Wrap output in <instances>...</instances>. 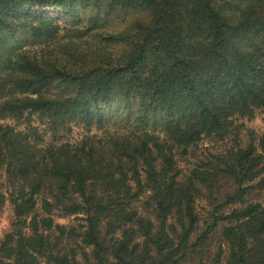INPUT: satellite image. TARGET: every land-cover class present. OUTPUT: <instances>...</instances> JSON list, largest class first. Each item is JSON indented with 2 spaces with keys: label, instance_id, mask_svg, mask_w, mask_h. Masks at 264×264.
<instances>
[{
  "label": "trees",
  "instance_id": "obj_1",
  "mask_svg": "<svg viewBox=\"0 0 264 264\" xmlns=\"http://www.w3.org/2000/svg\"><path fill=\"white\" fill-rule=\"evenodd\" d=\"M258 112L264 0H0V264H264Z\"/></svg>",
  "mask_w": 264,
  "mask_h": 264
},
{
  "label": "rangeland",
  "instance_id": "obj_2",
  "mask_svg": "<svg viewBox=\"0 0 264 264\" xmlns=\"http://www.w3.org/2000/svg\"><path fill=\"white\" fill-rule=\"evenodd\" d=\"M54 15L59 16L57 12L52 13ZM245 124V131L243 132L242 136L244 140H248V130L254 132L257 135H260L264 132V113L258 112L254 119L252 120H243ZM35 125H39L41 131L43 132V125L39 123V121L34 120L33 122ZM85 131L80 127H74L72 133L66 136V139L70 140L71 142H77L82 139ZM220 149V145L214 144L211 142L210 139H205L195 148V155H192L186 159H178L180 168L187 171L189 168L193 167L198 160H204L207 154L211 152H218ZM199 209H201V215L204 214L203 208L205 204L203 202L199 203ZM13 217L12 206L8 203L5 208L3 209L2 213L0 214V239L2 236L9 230L10 221ZM69 219L66 220H59L58 222L67 224L69 223ZM213 248H216V244L213 243Z\"/></svg>",
  "mask_w": 264,
  "mask_h": 264
}]
</instances>
